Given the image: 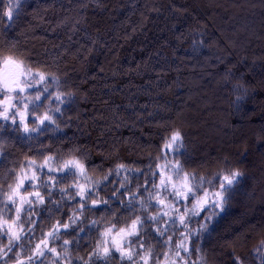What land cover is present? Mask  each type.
I'll return each mask as SVG.
<instances>
[{"label":"trees","instance_id":"obj_1","mask_svg":"<svg viewBox=\"0 0 264 264\" xmlns=\"http://www.w3.org/2000/svg\"><path fill=\"white\" fill-rule=\"evenodd\" d=\"M13 2L0 0V56L13 55L54 73L59 87L50 90L70 102L47 106L62 107L59 130L38 138L34 133L31 140L10 127L0 134L7 152L0 159L4 190L12 182L9 170L24 165L25 156L40 159L43 150L67 157L70 145L97 166L90 172L93 180L118 163L145 169V175L127 174L128 187L135 190L146 178L150 157L180 130L188 171L205 177L222 168L243 173L230 207L214 217L191 259L264 264V0H22L10 20L3 13ZM109 180L100 192L110 199L106 210L85 209L76 228L62 234L74 241L72 264H83L77 256L88 260L104 223L119 220L123 226L135 215H146L138 205L130 215L112 197L123 173ZM40 190L46 203L36 204L33 240L55 220L63 223L76 207L55 189L51 198ZM53 199L61 201L59 210ZM0 215L7 219L12 213L0 205ZM92 220L100 224L92 226ZM155 226L146 224L141 238L145 248L160 250ZM60 244L53 246L63 254ZM132 245L138 247L136 238ZM46 264L59 261L48 254ZM94 264L130 262L114 253L109 262L94 258Z\"/></svg>","mask_w":264,"mask_h":264},{"label":"snow or ice","instance_id":"obj_2","mask_svg":"<svg viewBox=\"0 0 264 264\" xmlns=\"http://www.w3.org/2000/svg\"><path fill=\"white\" fill-rule=\"evenodd\" d=\"M21 2L14 0L4 16L11 20L14 9L18 10ZM51 85L59 87V78L54 73L33 67L13 55L0 56V134L10 127L31 140L34 133L38 138L48 131L59 130L57 114L62 117L61 106L70 101L64 99L63 93L50 90ZM53 101L61 106L47 107ZM80 152L81 149L74 145L68 147L67 157L60 152L47 154L42 150L38 153L40 159L25 156L24 165L9 170L12 182L7 184V191L0 184V205L12 213L7 219L0 215V261L4 264L9 260L14 264H46L48 254H52L59 264H72L69 245L74 241L63 239L62 234L68 235L70 229L76 228L85 209L106 210L110 199L101 197V185L111 183L109 177L122 173L124 181L114 189L112 197L118 199L130 215L137 211V205L146 215H135L123 226H118L119 220L104 223L88 260L79 256L76 259L83 264H94V258L109 262L113 254L118 253L121 260L130 264H198L197 260L191 259L193 254L200 252L198 241L209 231L214 217L230 207L243 175L234 168H222L210 177L188 171V152L180 130L172 131L159 155L150 157L146 178L135 185V190L128 187L131 180L127 174L145 175V169L118 163L108 169L102 179L93 180L90 172L97 171V166L90 164L86 154L77 155ZM6 158L7 152L0 144V159ZM42 175L45 178L41 181ZM70 178H74L70 184L57 187L60 181ZM41 188L48 198L52 197L54 189L57 190L61 200L76 201V207L63 223L55 220L49 230L41 231L33 240L36 231L33 206L46 203ZM121 189L124 191L120 192ZM51 203L57 210L62 207L61 201L53 199ZM46 211L51 213V209ZM25 224L30 225L27 230ZM90 224L99 225L100 220H92ZM146 224L158 225L152 232L159 238L160 250H154L151 245L145 248L141 233ZM78 231L83 232L84 228ZM132 238H136L138 247L132 245ZM4 240H7L6 244ZM57 241H61L63 254L53 246ZM199 260L203 261L204 257L200 256ZM237 264H242L239 258Z\"/></svg>","mask_w":264,"mask_h":264},{"label":"rangeland","instance_id":"obj_3","mask_svg":"<svg viewBox=\"0 0 264 264\" xmlns=\"http://www.w3.org/2000/svg\"><path fill=\"white\" fill-rule=\"evenodd\" d=\"M33 212H34V215H35L36 214V204L33 206ZM29 227H30V225H29ZM8 264H14V262L12 260H9Z\"/></svg>","mask_w":264,"mask_h":264}]
</instances>
